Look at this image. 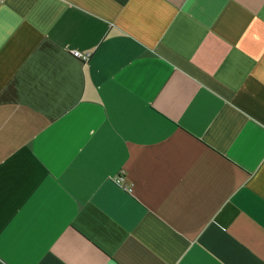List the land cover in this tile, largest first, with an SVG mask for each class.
Segmentation results:
<instances>
[{
    "label": "crops",
    "instance_id": "1",
    "mask_svg": "<svg viewBox=\"0 0 264 264\" xmlns=\"http://www.w3.org/2000/svg\"><path fill=\"white\" fill-rule=\"evenodd\" d=\"M0 264H264V0H0Z\"/></svg>",
    "mask_w": 264,
    "mask_h": 264
},
{
    "label": "built area",
    "instance_id": "2",
    "mask_svg": "<svg viewBox=\"0 0 264 264\" xmlns=\"http://www.w3.org/2000/svg\"><path fill=\"white\" fill-rule=\"evenodd\" d=\"M71 52L75 55L81 58L82 60H86L88 58L89 52L84 50H79L77 48H73ZM121 176H117L116 179L119 180Z\"/></svg>",
    "mask_w": 264,
    "mask_h": 264
}]
</instances>
